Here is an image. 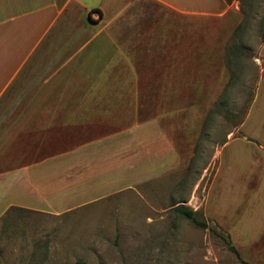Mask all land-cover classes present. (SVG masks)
I'll use <instances>...</instances> for the list:
<instances>
[{
    "label": "crops",
    "instance_id": "obj_1",
    "mask_svg": "<svg viewBox=\"0 0 264 264\" xmlns=\"http://www.w3.org/2000/svg\"><path fill=\"white\" fill-rule=\"evenodd\" d=\"M236 7L225 0H0V218L11 209L73 212L167 170L179 152L160 124L165 117L147 119L140 86L150 74L172 86L165 76L213 73L205 67L218 73L225 42L187 50L185 24L232 15L233 29ZM234 141L217 151L209 192L216 203L240 188L231 185L238 174L220 180ZM256 146L264 154V144Z\"/></svg>",
    "mask_w": 264,
    "mask_h": 264
},
{
    "label": "rangeland",
    "instance_id": "obj_2",
    "mask_svg": "<svg viewBox=\"0 0 264 264\" xmlns=\"http://www.w3.org/2000/svg\"><path fill=\"white\" fill-rule=\"evenodd\" d=\"M230 3L239 9L233 29L232 15L188 19L185 24L191 38L187 50L210 49L215 39L225 42L218 73L215 67H205L213 73L200 75V69H190L165 76L172 86H162L164 75L150 74V84L140 86L147 119L165 117L160 124L179 157L133 189L73 212L9 210L0 218V264H264V154L255 153L256 141L264 144V0ZM245 14V28L231 41ZM235 43L243 55L228 67L227 46ZM196 81L205 86L189 85ZM246 115L241 130L238 123ZM243 134L253 142L242 141ZM230 138L238 142L224 151L220 180L233 172L238 176L231 185L240 188L216 203L209 192L217 151ZM223 189L227 194L228 187ZM180 205L197 212L206 227L180 216L175 211Z\"/></svg>",
    "mask_w": 264,
    "mask_h": 264
},
{
    "label": "trees",
    "instance_id": "obj_3",
    "mask_svg": "<svg viewBox=\"0 0 264 264\" xmlns=\"http://www.w3.org/2000/svg\"><path fill=\"white\" fill-rule=\"evenodd\" d=\"M226 2L230 3L231 0H225ZM245 13V12H244ZM247 20H248V17H247V14L244 15V18L242 19V22L237 26V28L234 30L232 36H231V41H237L238 38H239V34L241 31H243V29L245 28L246 24H247ZM262 41H264V29L262 31ZM227 56H226V65L229 67L231 66V64L233 62L236 63V61L238 60L239 57H241L243 55V49L242 47H240L238 44H228L227 46ZM231 78H230V82L229 84H231ZM253 101V99H252ZM251 101V103H252ZM250 103V104H251ZM217 107H222V103H218L217 104ZM243 122L240 121L238 123V125H241ZM205 128V123L203 125V128L202 130ZM194 152L196 153L197 152V149L194 150ZM192 161L190 162L189 166H188V169L191 168L192 166ZM175 211L182 217L186 218V219H189L191 220L196 226L198 227H202V228H205L206 227V223L203 222V221H200L196 218V213L197 212H194L193 210H190L184 206H176L175 208ZM227 243H228V246L230 248V250L239 258V253L237 251V249L233 246V244L231 243V241L228 239L227 240ZM243 262V261H242ZM78 264H80V262H78ZM243 264H249V263H246V262H243Z\"/></svg>",
    "mask_w": 264,
    "mask_h": 264
}]
</instances>
